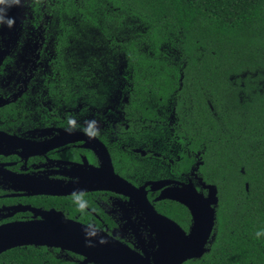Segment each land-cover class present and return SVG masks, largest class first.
<instances>
[{"label":"flooded vegetation","instance_id":"af4514ba","mask_svg":"<svg viewBox=\"0 0 264 264\" xmlns=\"http://www.w3.org/2000/svg\"><path fill=\"white\" fill-rule=\"evenodd\" d=\"M25 20L10 32L0 31L1 50L7 47L0 62V227L31 220L85 226L154 261L159 244L144 196L158 214L188 232L193 222L189 209L161 195L190 185L207 197L208 185H214L213 227L202 256L214 252L218 227L231 226L224 224V216L235 218L240 211L220 208L228 195L226 185L241 179L256 154L209 147L204 137L207 107L197 97L191 102L193 89L178 93L187 97L186 103L175 98L180 89H173L164 103L156 88L137 96L136 73L125 64L116 65L114 79L102 82L101 98L94 78L82 79L86 75L79 66L52 62L58 55L56 34H45L39 26L23 31L30 28ZM66 116L75 118V130L65 131ZM92 119L99 135L90 137L81 127ZM243 186L248 190V181ZM243 195L234 192L233 198ZM237 243L233 249L223 247L227 257L233 256L236 264H264V239ZM15 248L42 253L41 264H81L83 259L62 247L28 244L0 252V264H20Z\"/></svg>","mask_w":264,"mask_h":264},{"label":"trees","instance_id":"16d2710c","mask_svg":"<svg viewBox=\"0 0 264 264\" xmlns=\"http://www.w3.org/2000/svg\"><path fill=\"white\" fill-rule=\"evenodd\" d=\"M18 2L15 6L19 5L24 13L15 18L2 15L0 31L5 29L2 23L11 18L13 23L5 29L7 32L26 19L30 28L23 31L39 26L45 34H56L58 55L52 62L59 64H64L62 55L61 60L58 57L60 53L68 49V56H72L84 47L74 36L86 34L95 40V46L106 43L116 65L134 69L137 96L147 95L143 91L149 87L156 88L155 95L164 103L173 89H180L175 98L178 103H186L187 97L178 93L193 89L189 95L195 98L191 102L196 103L197 97L204 109L207 107L204 137L209 147L256 154L255 164L245 168L241 179L232 178L226 185L228 195L220 208L240 211L235 218L224 216V224L231 226L218 227L220 242L213 247L214 252L182 263L236 264L233 256L225 255L223 247L233 249L237 242L256 240L255 233L264 231V148L258 150L264 147V0ZM60 27L65 29L57 33ZM234 174L237 176V169ZM243 181H248V190ZM234 192L244 193V199H234ZM169 215L172 217V211ZM263 239L261 236L258 240ZM14 250L12 258L20 264H41L45 259L42 253Z\"/></svg>","mask_w":264,"mask_h":264},{"label":"water","instance_id":"95a60500","mask_svg":"<svg viewBox=\"0 0 264 264\" xmlns=\"http://www.w3.org/2000/svg\"><path fill=\"white\" fill-rule=\"evenodd\" d=\"M1 47L0 62L7 52V47L3 50ZM208 187L207 197L200 195L190 185L188 188L172 187L171 191L161 195L179 201L189 209L193 222L188 232L171 218L158 214L144 196V208H149L148 211L152 213V224L159 244L154 261L150 260L148 254L142 256L104 232L91 231L80 225L65 228L47 220L13 222L1 226L0 252L15 246L34 244L76 252L83 257L81 264H181L190 258L202 256L211 234L214 214L211 204L216 202V189L214 185Z\"/></svg>","mask_w":264,"mask_h":264},{"label":"rangeland","instance_id":"374dc122","mask_svg":"<svg viewBox=\"0 0 264 264\" xmlns=\"http://www.w3.org/2000/svg\"><path fill=\"white\" fill-rule=\"evenodd\" d=\"M19 4V2H18ZM6 5V6H5ZM19 6V5H18ZM18 6H15V3L7 2V4L0 3V9H2V15H7L11 17H16V14L24 13L23 11H20V8ZM18 7V9H17ZM17 12L13 13L14 11ZM0 13V16H2ZM4 28L8 30L9 26L7 24H4ZM65 29V27H60L58 32H62V30ZM86 34H83L81 36H74L77 41L79 42L78 45L84 44V47L82 48L81 45V51L77 54H73L72 56H68V49L63 54H59L60 60L62 59V62L67 65H76L80 67V70L83 73H85L86 78L81 77L82 79L91 80V77L94 78V81L97 83V88L95 90L96 94L100 92V95L102 96L104 94L105 89L99 87L102 86V82L105 79L111 80L114 79L117 73V66L114 63V57L110 53L108 49V45L106 43H101L99 46H95V40L85 36ZM88 38L87 40H85ZM71 53V52H70ZM62 55V57H61ZM115 59L117 61V57L115 56ZM109 90H106V94L108 96ZM100 95L97 96V98H100ZM103 98V96L101 97Z\"/></svg>","mask_w":264,"mask_h":264},{"label":"clouds","instance_id":"9594fccd","mask_svg":"<svg viewBox=\"0 0 264 264\" xmlns=\"http://www.w3.org/2000/svg\"><path fill=\"white\" fill-rule=\"evenodd\" d=\"M2 2L3 0H0V3ZM12 23H13V20L11 18H9L6 21V24L9 27L12 25ZM65 119H66L65 131L75 130L78 127L74 117L66 116ZM81 130L90 137L99 135V129L96 127L95 119L86 121V127H81ZM255 236L257 239H259L261 236H264V231H257L255 233Z\"/></svg>","mask_w":264,"mask_h":264},{"label":"snow or ice","instance_id":"6c2138e0","mask_svg":"<svg viewBox=\"0 0 264 264\" xmlns=\"http://www.w3.org/2000/svg\"><path fill=\"white\" fill-rule=\"evenodd\" d=\"M6 2L18 3V0H3V4H5ZM0 11H2V9H0ZM0 19H2V18H0ZM194 227H195V225L193 224V230H194Z\"/></svg>","mask_w":264,"mask_h":264}]
</instances>
